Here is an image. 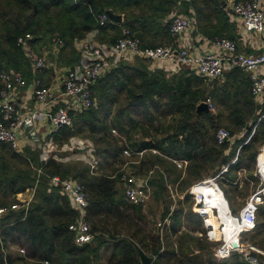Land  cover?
<instances>
[{"label":"trees","instance_id":"1","mask_svg":"<svg viewBox=\"0 0 264 264\" xmlns=\"http://www.w3.org/2000/svg\"><path fill=\"white\" fill-rule=\"evenodd\" d=\"M222 2L0 0V71L14 70L30 77L29 62L16 42L17 37L26 32L32 34L30 44L33 49L50 47L57 38L62 39L59 49L67 52L59 55L57 60L62 65H73L78 61L74 40L82 39L94 28L98 30L96 38L108 43L115 42L126 27L140 38L143 47L165 44L170 40L171 13L191 7L201 20L211 22L213 17L220 19L223 15ZM108 10L123 14V22L109 19L99 25L95 14ZM211 29L216 30V26L212 24ZM182 69L176 74L149 70L144 57L132 65L112 67L91 85L95 103L72 112L71 126L59 127L53 133V139L57 145H62L71 136L87 132L96 145L95 155L100 159L97 169L91 170L80 160L62 161L50 157L42 161L39 152L29 147L15 150L8 143L0 144V205L10 206L17 199L9 197L33 190L27 208L10 209L0 216V264H29L30 261L37 264H102L99 255L105 248L109 252L104 264H140L132 241L153 257L152 264H247L237 252L222 260L213 257L218 242L204 235L201 219L192 211L190 194L186 190L192 183L216 174L222 165L229 164L238 146L237 159L221 174L222 183L226 181L230 185L234 176L231 172L241 164L247 162L249 168L264 142V118H260L263 113L256 107L251 82L242 69L224 72L223 79H208L187 67ZM207 99L219 109V114H212L209 108H197ZM222 117L231 128V131L228 129L231 136L241 130L244 134L231 146L228 139L218 143L216 131L212 132L207 125L214 127ZM112 129L119 135L113 134ZM128 149L131 155L139 156L138 151L142 154L135 159L138 162H130L131 169L127 172L115 165L122 166L125 161L123 151ZM6 158H14L16 165ZM174 159L187 163L183 168L177 167ZM35 161L40 168L38 176L29 174L35 173L30 167ZM21 163L26 170L19 168ZM128 173L148 177L155 193L156 190L164 193L161 205L164 216L160 222L168 216L169 223L164 224L162 236L159 228L157 231L148 226L144 204L131 203L124 198L122 176ZM53 175L75 178L84 186L88 198L86 219L94 234L91 242L81 245L74 242L68 224L76 213L60 186H51ZM36 178L37 186L33 187ZM168 183H177L173 186L177 192L185 191L184 202L177 199L170 214L172 199ZM204 186L224 216L222 221L230 228L228 203L224 196L219 197L222 191L217 194L209 184ZM224 190L232 197L227 188ZM28 198L25 196L24 200ZM182 203H185V209ZM211 221L215 225V235L219 237L218 219L213 212ZM183 222L191 226L182 229ZM195 231L201 235H195ZM251 232L252 240H243L264 249V238L257 240L260 235L264 236V204L259 207L256 226ZM10 243L18 244L25 253H12Z\"/></svg>","mask_w":264,"mask_h":264},{"label":"built area","instance_id":"2","mask_svg":"<svg viewBox=\"0 0 264 264\" xmlns=\"http://www.w3.org/2000/svg\"><path fill=\"white\" fill-rule=\"evenodd\" d=\"M232 12L240 17L243 27L250 31L261 33L264 31V9L261 0L233 1L230 5ZM97 23L104 25L111 19L107 11L95 14ZM197 19L193 15L178 13L171 16L169 21V32L172 37H177L188 28L196 26ZM32 34L26 32L17 37V44L22 48L28 62L34 69L56 68L54 62H48L47 51L36 52L32 49L30 39ZM213 49L205 52L190 51L187 46L177 44L174 41L154 46H142L140 38L130 32L126 27L121 30V35L115 42L106 44L83 43L79 46V61L73 67L64 68L61 76L62 86L60 90L53 89L47 85H41L40 80H35L31 93L34 97V107L28 111L18 106L17 98L21 90L26 86V79L20 72L2 69L0 71V144L8 143L15 150H21V141L24 131L30 137L36 138L35 124L46 121L49 126L47 139L38 141L40 160L46 161L52 157L56 160H68L63 157H56L55 149H83L90 152V156L83 157L87 160L90 169L93 170L98 164V159L94 157V147L85 146L81 138L71 136L69 142L58 146L53 139V133L61 126H71L72 114L70 110L78 111L91 107L95 103L92 95L91 85L103 76L109 69L119 64L122 58L135 55L160 61L164 68L170 72H176L180 68L187 67L193 73L208 79L217 78L223 75L227 69L239 68L248 72L251 82V92L254 100L258 98L264 90V75L258 73L259 67L264 66V52L256 54H246L237 49L234 40L225 36H215L211 40ZM62 39L57 38L52 47H61ZM63 100L54 109L57 99ZM211 106L210 99L205 100ZM73 107L75 109H73ZM260 118H264V113ZM115 132L114 129H112ZM253 132V131H252ZM251 132V134H252ZM231 134L225 127H220L216 131V139L219 143L229 139ZM250 136L245 140L249 139ZM37 139V138H36ZM124 153H129L124 150ZM152 152H157L152 149ZM141 155L142 151L136 152ZM237 154L231 162L237 159ZM264 142L258 148L254 161L253 174L259 180L258 188L248 197L238 213L232 214L231 223L239 228L233 229L232 236L228 239L222 233L219 237L215 235V225L210 220L202 202L205 193L199 186L205 184L210 179L217 181L221 173L227 170L229 164L222 165L220 171L214 175L204 178L193 184L190 193L193 199V211L202 219L204 235L211 241H217L213 254L216 258H226L233 252H237L242 261L247 264H264V252L255 248L249 241L243 240L241 234L251 232L256 226V217L260 205L264 204ZM177 167H184L186 160H173ZM217 183V182H216ZM51 186H60L61 190L68 195V198L75 210L74 219L68 224V230L72 233L73 240L77 245L91 242L94 234L91 232L90 225L86 219L88 198L84 186L75 178H60L59 175L50 177ZM151 185L148 177H138L132 173L123 174L122 192L124 198L131 203H145L151 194ZM172 203L169 207V214L173 211L176 203V191L170 189ZM30 198L14 203L10 206L0 205V216L10 209L27 208ZM212 202V200H210ZM209 207V206H208ZM211 208V207H210ZM212 209V208H211ZM212 212L221 219L219 208ZM229 212L231 213L230 209ZM165 223H169L168 216L158 222L159 234L162 236ZM225 223L219 222L218 229L224 230ZM201 234V233H200ZM236 235V236H235ZM236 237V238H235ZM24 252L23 248H20ZM47 263V261H45Z\"/></svg>","mask_w":264,"mask_h":264},{"label":"crops","instance_id":"3","mask_svg":"<svg viewBox=\"0 0 264 264\" xmlns=\"http://www.w3.org/2000/svg\"><path fill=\"white\" fill-rule=\"evenodd\" d=\"M233 1L234 0H223L222 5H221L223 15L220 16V19L218 17H213L211 22L210 21L204 22V20H201L197 16V14L193 10V8H191V7H189L186 11L185 10L183 11L182 9L177 10L179 12L174 11L173 13H171L172 15H169V18H171V16L178 14V13L193 15L197 19V25L188 28L185 32L181 33L177 37H172L170 35V38H169L170 40L168 39L169 42L174 41L177 44L187 46V48L190 51L201 53V52H205L207 50L213 49L211 40L215 36H225V37H228V38L234 40L237 44V49L243 53L256 54L259 52H264V31L261 33H258V32L252 31V30H250V31L246 30L242 25L240 17L232 12L230 5L232 4ZM261 3H262V7L264 9V0H261ZM116 14H118V13H116ZM120 15H121V21L117 22V23H121L124 20L123 14H120ZM111 21H114V20L111 19ZM114 22H116V21H114ZM212 24L216 26V30L211 29ZM97 31L98 30L96 28H94V29L88 31L82 39H75L74 40L73 47L78 52V61L80 58L79 46L82 45L83 43H86L89 41V42H94L95 44H106V45L111 44V43H108L106 41H102V40L97 39L96 38ZM217 32L219 34H217ZM45 48L46 47L42 48V50H44ZM53 49L57 50L55 52V55L57 54V56H55V59H54V62L56 64V68L34 69L32 67V65L29 63L30 77L25 76L26 86L21 90V92L17 98L18 106L25 111L32 109L35 105L34 97H33V94L31 93L32 88L35 84V80L38 79V80H40V82L43 81V82L47 83V86H50L53 89L60 90V88L62 86V84H61L62 81L60 78L63 75L64 68L73 67L74 65H76L78 63V61H77L73 65L72 64L62 65L61 63L58 62L56 57H58L61 54L66 53L67 50L66 49L63 50L62 48L59 49L58 47H53ZM141 58H144V57L130 55V56L122 58V60L119 62V64L132 65V64H135L137 62V60L141 59ZM145 59L148 61V69L149 70L159 69V70L164 71L167 74H174L175 73V72H170L168 69L164 68L163 64H161L160 61L151 60L149 58H145ZM119 64L115 65L114 67H117ZM42 70H44V71H42ZM182 70L183 69L180 68L178 71H176V73H179V71L181 72ZM230 70L231 69H227L225 72L230 71ZM243 72H245L248 75V72H246L245 70H243ZM258 73L261 75H264V66L259 67ZM223 77H224V74L222 76H220L219 78L223 79ZM254 101L256 103L257 109L260 110L259 113H264V90H263L262 94L258 98H256ZM60 104H64V102H63V100H60V98H59L55 101V103L51 107V109H54L55 107H57ZM73 109H75V108L73 107ZM72 112H74V110H70V113H72ZM35 125H36L35 128L37 130L36 131V133H37L36 138L37 139L34 137H30L28 135V132H26V130H25L23 133V136H22L23 137L22 141H21L22 142L21 143L22 149L29 147L31 150L39 152L38 145L36 143L37 140L42 141V140L47 139L49 129H47L48 124L46 123V121L37 122ZM74 137L80 138L76 135ZM241 138H242V135L235 136V138H233L231 136L228 139V140H230V146L234 143L235 140L241 139ZM58 146H61V145H58ZM238 148H239V146L236 148L235 153L232 156V158H234V156L238 152ZM227 151H230V149L228 148ZM62 152L64 153V155L61 154ZM54 154L56 157H63L65 159H72V158H74V157L76 158L78 156H83V157L90 156V152L87 151V149L86 150L85 149L68 150V149H59L58 148V149L54 150ZM93 154L95 155V151ZM234 162H232V163H234ZM232 163L229 162V164H232ZM248 166H249V168L247 167V162H245L244 165L241 164L239 167H237V169H234V171L231 172L234 175L232 178L233 180L231 181V184L235 185L238 189L240 187H242L244 182L245 183L247 182V191H245L243 193L242 197L238 198L239 202L237 200L236 206L234 205L235 198L234 197H228L227 193H225L224 188H222L219 185V188L221 189L222 194L228 203V207L231 211V214H235V213H233V210H236L238 208L237 204H240L239 205L240 207L243 206L244 203L246 202V200L248 199V197L259 186L258 178L253 174V171H254L253 163H249ZM221 168H222V166H221ZM251 169H252V171H251ZM246 173H249L248 174L249 176L252 174L253 177H250L251 179H248ZM221 174L219 177H222ZM242 174H243V176H242ZM210 180L212 181V179H210ZM253 180H255V181H253ZM214 182L216 184V181H214ZM256 182H258L257 185H255ZM195 183H192L191 185H189V187L186 190L190 194V201L189 202H191L192 210H193V207H195V206L193 205V199H192V195L190 193V190L192 189V186ZM176 185H177V183L176 184L168 183L167 186L169 187V191H170V189L172 191H176L175 187H173ZM184 194H185V191H180V192L176 191V198H175L176 202H177V199L178 200L181 199V201L184 202L183 201ZM29 198H30V196H29ZM182 204H183V207L185 209V203H182ZM202 205L205 207H208V206L211 207L214 210V212H216L215 208H218V206L214 203V201L211 202L210 200H208L206 198L202 202ZM194 213H196V212H194ZM222 218H223V216H222ZM222 218L220 219V222L223 224L224 221H221ZM200 219H201V217H200ZM201 221H202V219H201ZM202 227L204 229V226H202ZM13 246H16V244L10 243L9 249L12 253H15L14 251L16 248H13Z\"/></svg>","mask_w":264,"mask_h":264},{"label":"rangeland","instance_id":"4","mask_svg":"<svg viewBox=\"0 0 264 264\" xmlns=\"http://www.w3.org/2000/svg\"><path fill=\"white\" fill-rule=\"evenodd\" d=\"M86 43H90V44H94V42H86ZM33 49V48H32ZM36 50L38 49V50H41V51H43L41 48H35ZM35 49H33V50H35ZM46 49V51H47V54H46V58H47V61L48 62H54V59H55V56H57V54L55 55V52L57 51V50H55V49H53V47H46L45 48ZM35 50V51H36ZM24 52V51H23ZM25 55V54H24ZM57 58V57H56ZM55 63V62H54ZM45 69H47V68H45ZM41 85H47V83H45V82H43V81H41V83H40ZM96 97V96H95ZM96 100H97V98H96ZM122 101H120V103H121ZM208 108H209V110L211 111V113L212 114H219L218 112H220L219 111V109L218 108H216L215 106H213L212 104H211V106H208ZM205 109V108H204ZM115 110V109H114ZM208 110V109H207ZM221 110H223V111H225L224 109H221ZM113 114H114V111H113ZM135 116V115H134ZM136 117H139V116H137L136 115ZM48 124V123H47ZM207 124V123H206ZM208 126H210V128H212V132H214L215 133V131H217L216 129H218V128H220V127H225L226 129H229L230 131H231V128L227 125V123H226V121H225V118L224 117H222V118H220V121L218 122V121H216V125L213 127V126H211L210 124H207ZM47 129H49V126L47 127ZM115 130V132H113V130H111L112 131V133L113 134H116V135H119L118 134V132H117V130L116 129H114ZM88 133L86 132V133H82V134H79V135H76V136H78V137H80L81 139H83L84 140V142H85V146H87V145H89V146H93L94 147V149H95V151H96V145L94 144V142L92 141V139L89 137V135H87ZM239 135H244L243 134V131L241 130V131H235L234 133H232V137L233 138H235V136H239ZM75 136V135H74ZM71 138V137H70ZM69 138V139H70ZM69 139H67V141H65V143H67V142H69ZM238 140V139H237ZM237 140H235V142H237ZM241 141V140H240ZM218 142V141H217ZM219 143V142H218ZM67 149V148H66ZM83 149H85L86 150V148L84 147ZM68 150H70V149H68ZM74 150H78V149H74ZM128 154L127 153H124L123 152V155L125 156L124 158H125V161H124V163L122 164V166L120 165V164H117V165H115L116 167L118 166V167H120V170H125V171H129L130 169H131V167H130V162H138L137 160H135V159H139L140 158V155L139 156H135V155H131L130 154V150L128 149ZM61 154H63L64 155V153L62 152ZM95 156V155H94ZM97 159H98V162H99V158L97 157V156H95ZM72 161V160H80V161H83V162H85L86 164H88V162H87V160H85V159H83V156H78V157H74V158H72V159H68V160H64V161ZM231 160H232V158L229 160V162H231ZM6 161H13L12 163H14V158L13 159H7L6 158ZM40 161V160H39ZM16 164L14 163L13 164V166H15ZM19 165V168H24L25 170H26V166L24 165V163H21V164H18ZM98 165H99V163L96 165V169L98 168ZM30 167H32L33 168V171L35 172V173H31V172H29V174H37V176H38V174H39V171H40V168H39V166H38V162L37 161H35V162H33L31 165H30ZM253 167H254V163H253ZM12 170H15L13 167L11 168ZM28 170V169H27ZM251 171H252V169H251ZM14 173V172H13ZM12 173V174H13ZM232 174V173H231ZM244 174V173H243ZM243 174H242V176H243ZM247 174V178L248 179H251L250 178V176L248 175L249 173H246ZM209 176H211V175H208V176H205V177H203L202 179H204V178H207V177H209ZM232 176H233V174H232ZM225 177H226V175H225ZM228 177V176H227ZM222 180H224L223 178H221L220 179V177L219 178H217V183H216V185H215V183H214V181L212 180H209V181H207V182H205L206 184H209L210 185V187L217 193V194H219V191L221 190L220 188H219V185L220 186H222V188H227L228 189V192H229V194L232 196V197H234L235 198V202H234V205L236 206V203H237V200H238V202H239V197H242V195H243V193L245 192V191H247V182L245 183L244 182V184L242 185V187H240L239 189L235 186V185H232V184H228L226 181H224L223 183H222ZM253 181H255V180H253ZM258 184V182H256L255 183V185H257ZM37 186V178L35 179V182H34V184H33V187H36ZM200 188V190L201 191H203L206 195H205V198L206 199H208V200H212V197H211V195H210V193L209 192H207V190L203 187V185L202 186H200L199 187ZM34 189V188H33ZM151 194H150V197H149V199L144 203V205H143V212H144V214L147 216V219H148V226L149 227H151V228H155V230H157L158 231V221H160V220H162L163 219V216H164V214H163V208L161 207V205H162V202L164 201V198H165V196H164V193L163 192H160L159 193V190H156V193H155V190H154V188L151 186ZM248 193V192H247ZM29 194V195H28ZM25 196H30V199L29 200H31V197L33 196V190H31V191H24V192H18V193H16V194H14V195H12L11 197H9V199H11V198H16L17 200H15V201H13L14 203H18L19 204V202L20 201H22V200H24V198H25ZM219 197H223V194L221 195H219ZM3 200H5V198H3ZM9 202V201H8ZM13 203V204H14ZM217 205V204H216ZM238 205V208L235 210V211H233V213H238V211H239V205L240 204H237ZM4 206H8V205H4ZM206 210H207V212L210 214V220H211V218H212V211H211V209H210V207H207L206 208ZM193 211V210H192ZM227 212H229V209H228V211ZM229 214L232 216V214L229 212ZM220 215H221V218H222V214L220 213ZM199 216V215H198ZM224 217V216H223ZM217 219H218V224H219V222H220V220H219V218L217 217ZM222 221V220H221ZM202 222V221H201ZM183 226H182V229H185V227H187V228H189L191 225H188L187 226V224L185 223V222H183V224H182ZM193 225H194V223H193ZM230 226V228H228L227 227V225H225L224 226V230H221V229H219L220 230V232H221V235H222V233H224V235H225V237L228 239L229 238V235H230V233L232 232V230L233 229H238L239 228V225L237 224V227L234 225V224H229ZM200 226H203V224H201ZM195 235H198V236H200L201 234L199 233V232H193ZM200 234V235H199ZM241 236H242V238H247V239H250V240H252V232H244L243 234H241ZM264 238V236L263 235H260V237H257V240L258 241H261L262 239ZM163 242H164V240H163ZM253 246H255V248H257V249H259L260 251H262V252H264V249L263 248H261V247H259L258 245H256V244H254V243H252V242H250ZM13 248H16L15 249V253L16 252H19L21 255L22 254H24L25 253V250H24V252H21L20 251V247L18 246V244H16V246H13ZM24 249V248H23ZM100 249H102L101 247H100ZM109 252V251H108ZM108 252H107V249L105 248V249H103L102 250V252H101V254L99 255V259H100V262H102V264H104L105 262H106V260H107V257H108ZM213 257H215L214 255H213ZM216 258V257H215ZM218 260H222V258H217ZM29 264H37L36 262H32V261H30V263Z\"/></svg>","mask_w":264,"mask_h":264},{"label":"water","instance_id":"5","mask_svg":"<svg viewBox=\"0 0 264 264\" xmlns=\"http://www.w3.org/2000/svg\"><path fill=\"white\" fill-rule=\"evenodd\" d=\"M107 13L112 20H114L116 22L121 21V15L120 14H116L110 10H108ZM197 108L198 109H202V108L208 109V104L206 102H201L198 104ZM132 243L136 249L137 255H138L139 260H140V264H152L153 257L151 255L147 254L146 252H144L134 241H132Z\"/></svg>","mask_w":264,"mask_h":264},{"label":"bare ground","instance_id":"6","mask_svg":"<svg viewBox=\"0 0 264 264\" xmlns=\"http://www.w3.org/2000/svg\"><path fill=\"white\" fill-rule=\"evenodd\" d=\"M213 181H215V180H213ZM215 183V182H214ZM203 187L206 189V187L203 185ZM207 190V189H206ZM207 192H209L208 190H207ZM210 193V192H209ZM211 195V194H210ZM211 197H212V201H214V198H213V196L211 195ZM214 203H215V201H214ZM216 204V203H215Z\"/></svg>","mask_w":264,"mask_h":264}]
</instances>
